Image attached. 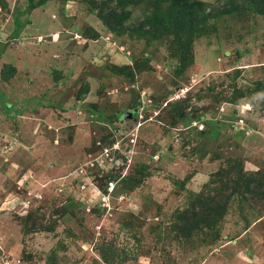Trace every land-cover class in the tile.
<instances>
[{
    "label": "rangeland",
    "instance_id": "obj_1",
    "mask_svg": "<svg viewBox=\"0 0 264 264\" xmlns=\"http://www.w3.org/2000/svg\"><path fill=\"white\" fill-rule=\"evenodd\" d=\"M33 2L0 0V264H264V199L185 216L219 169L264 170V14L209 18L180 70L141 6L112 32Z\"/></svg>",
    "mask_w": 264,
    "mask_h": 264
},
{
    "label": "trees",
    "instance_id": "obj_2",
    "mask_svg": "<svg viewBox=\"0 0 264 264\" xmlns=\"http://www.w3.org/2000/svg\"><path fill=\"white\" fill-rule=\"evenodd\" d=\"M27 11L33 9L36 5L33 0H27ZM110 2L112 4L110 5ZM248 3L256 12L264 14V0H224L222 2L208 5L194 0H93V7L97 10L96 15L112 32L122 31L125 27L124 23L129 19L131 11L126 7L129 5H137L142 8V20L138 22V28L144 34L153 35L155 32L160 35L172 36V43L178 44L179 51L182 55H178V63L182 70L187 66V60L190 56L191 43L195 36V32L202 30L206 21L211 17H218L233 12L240 4ZM204 21V22H203ZM15 22L21 27L19 19ZM187 47V48H186ZM189 47V48H188ZM189 52V54H188ZM190 58V57H189ZM5 68V67H4ZM116 70L132 73V65L124 64L115 67ZM2 78H7L2 73ZM216 99H221V95H216ZM122 116V115H121ZM228 163L233 162L228 159ZM230 165V168L219 169L214 178L215 186L204 194L199 195L198 199L192 203L191 207L186 211L187 222H198L199 217H205L212 209L215 211L223 210L231 196L238 194L242 200L264 199V170L259 168L255 171L245 173L242 167L237 168ZM215 190L216 193L211 191ZM209 215V214H207ZM260 218V217H259ZM183 229L182 222L174 223L173 227ZM111 252V251H110ZM109 252V247L102 246L99 254L104 262L114 264Z\"/></svg>",
    "mask_w": 264,
    "mask_h": 264
}]
</instances>
